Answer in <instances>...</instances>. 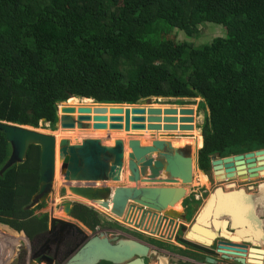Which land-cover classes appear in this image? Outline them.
<instances>
[{
  "label": "trees",
  "instance_id": "obj_1",
  "mask_svg": "<svg viewBox=\"0 0 264 264\" xmlns=\"http://www.w3.org/2000/svg\"><path fill=\"white\" fill-rule=\"evenodd\" d=\"M204 23L224 34L202 45L175 40L173 31L194 38ZM150 96L201 99L196 162L204 172L211 155L264 148V0H0L1 121L54 127L61 102L93 108L90 99L135 104ZM54 135L57 154L63 132ZM10 151L0 133V170ZM39 158L31 145L24 162L0 174V224L29 237L47 219L26 208ZM71 216L91 230L101 221L80 204Z\"/></svg>",
  "mask_w": 264,
  "mask_h": 264
},
{
  "label": "water",
  "instance_id": "obj_2",
  "mask_svg": "<svg viewBox=\"0 0 264 264\" xmlns=\"http://www.w3.org/2000/svg\"><path fill=\"white\" fill-rule=\"evenodd\" d=\"M150 96L140 99L135 104L95 102L94 107L80 105L77 108L67 106L61 102L57 104V119L55 126L62 129H103L109 121V130H166L193 131L195 130L196 110L188 105L166 106L161 109L153 107L145 101L156 99ZM169 100H173L170 98ZM61 105V106H60ZM109 107V109L106 108ZM108 113V115H107ZM44 121V119H42ZM0 133L5 135L11 151L8 159L0 170V174L14 163H22L26 159L28 148L37 145L40 148V178L37 191L32 195L28 207L49 199L53 192V182L56 170V137L54 134L41 132L38 128L19 125L0 120ZM126 147L128 148L125 154ZM201 146L198 148V150ZM126 157V161H125ZM58 160L60 162L63 180L68 183V190L86 200L98 204L109 210L117 218H122L128 202L156 211L174 214L173 206L186 197V187L193 181L195 159L191 144L176 146L171 140L155 138L149 144H142L139 139L131 138L125 143L116 138L112 145L103 144L99 138H84L79 143H71L68 138L58 141ZM256 164L259 167H256ZM264 164V148L240 154L210 156V166L216 178L233 179L238 175L249 173V177H256V170H262ZM126 166V179L133 185H118L99 187L76 183H96L120 181L122 170ZM224 168V171H223ZM204 174L205 172L201 170ZM264 174V170L262 171ZM146 183V184H140ZM230 191L225 192L226 198L230 194L244 193L243 188L235 189V183L226 184ZM264 190V185L260 184ZM222 187L218 186L205 200L190 228L186 230L185 238L181 241L202 251H207L214 235L215 222L222 225L232 222L237 224L235 233L241 231L250 238L258 229L253 224L254 214H243L252 202L250 197L240 199V214L235 217L231 212L210 214L217 204L213 194ZM222 192V191H221ZM248 198V199H247ZM264 204V203H263ZM62 212L71 217L73 204L66 201L61 204ZM210 216L206 222V218ZM186 220L185 217H183ZM240 221H236L239 220ZM234 220V221H232ZM241 220L244 222L242 223ZM209 222V225L207 224ZM60 224L61 229H73L83 236V242L76 248L64 264H98L102 261L111 264H144L142 257L148 253V247L130 238L108 236L104 232L87 234L82 223L64 218L50 216V228ZM232 227V226H231ZM253 228V229H252ZM248 229V230H247ZM254 230V231H253ZM203 231H207L203 237ZM260 233H264L262 228ZM225 234H230L227 230ZM237 234V233H236ZM242 261V260H239Z\"/></svg>",
  "mask_w": 264,
  "mask_h": 264
},
{
  "label": "flooded vegetation",
  "instance_id": "obj_3",
  "mask_svg": "<svg viewBox=\"0 0 264 264\" xmlns=\"http://www.w3.org/2000/svg\"><path fill=\"white\" fill-rule=\"evenodd\" d=\"M256 167H259V165L256 164ZM263 170L264 164L262 170L258 169L255 171L256 177L261 175ZM213 176L216 178L214 174ZM242 176H248V179L256 178L249 177L248 172L244 175H238L236 172L234 178L237 179ZM66 185L68 186V183ZM72 185L102 186L96 183L84 182ZM217 187H213L209 191L206 186L202 185L198 189L188 191L186 197L180 201V209L173 208L176 212L175 215L144 207L138 209L140 207L138 204L128 202L123 217L118 219L108 211V213L98 212L91 206H87L94 209L100 215L101 221L93 230L83 225L85 227L84 230L86 229V231L90 232V235L104 232L108 236L130 238L147 246L149 249L148 253L141 258L144 264H264V233L261 237L256 234L250 238L236 239L234 238L236 234L235 228L231 227L230 223L222 225L223 222L221 221L215 222V232L207 251H202L181 241V238H185L186 230L190 228L205 200ZM254 187L257 189L256 194L247 195L244 190L245 194H243L245 196L243 197H250L252 199V209L249 211V215L254 214L251 219L259 225L262 223V230H264V190L260 185L247 186V190H252ZM222 189L227 192L232 188L226 190L222 187ZM192 196L195 200H191ZM236 198L241 199V195H237ZM46 201L34 206L40 209L43 207L40 204ZM66 201L68 200L60 202L56 207L62 210L61 204ZM186 201L189 202L186 204ZM195 201H199V203L197 204ZM71 202L73 206L75 204L84 205L76 201ZM52 205H54V202H52ZM192 210V215L189 216ZM248 210L249 208L243 210V212L247 213ZM53 213V206L49 212L40 211L39 213H35L33 210L31 217L47 216L46 226L33 233L31 237L27 236L24 232H20L23 234L25 241H23V245L20 244L18 246L19 251L16 260L19 264H64L83 242V236L73 229H61L60 224L57 223L51 229L50 216L58 218L53 216ZM128 218L130 221H134V224H129L127 222ZM146 221L148 225L144 226V222ZM183 226L186 227V230H183ZM227 230L230 234H225ZM98 264L111 263L102 261Z\"/></svg>",
  "mask_w": 264,
  "mask_h": 264
},
{
  "label": "rangeland",
  "instance_id": "obj_4",
  "mask_svg": "<svg viewBox=\"0 0 264 264\" xmlns=\"http://www.w3.org/2000/svg\"><path fill=\"white\" fill-rule=\"evenodd\" d=\"M174 38L176 41H183L187 40L195 45H202L205 43H209L215 36H221L224 34V30L222 27L215 25L213 23H204L199 27L198 34L193 38L186 36L183 32H177L176 30L173 31ZM170 98L160 97L157 99H151L146 100V103L152 104L151 106L157 107L159 106L161 109L165 108L166 106L174 105L178 107V105H188L187 107H192L194 110H196L195 115V130L193 131H166V130H133L125 132L123 130H109L107 127L109 124V121L106 122V127L103 129H80V128H74V129H62L59 126L51 127V125L48 122H40L38 129L41 132L49 133V134H55L56 131H62L63 137L62 138H68L71 143H79L84 138H99L101 139L103 144L106 145H112L114 140L116 138H121L126 143L128 139L135 138L139 139L142 144H149L151 140L155 138L159 139H167L171 140L172 143L176 146H184L185 144L189 143L192 146V152L195 159L194 164V170H193V181L191 184L187 185L186 190L187 192L192 189H198L202 185L206 186L207 190H211L213 187L221 186L224 187L226 190L230 189L228 186H225L226 184L233 182L235 183V189L243 188L247 195H254L257 192L256 187L252 190H247V186L252 185H264V174L259 175L256 178H250V179H243V178H234L231 180H222L217 179L213 176L211 169L205 174L198 168L197 162H196V155L198 151V146L200 142V126L202 125L204 121V116L206 113V109L202 103H199L201 100L200 98H192V99H182L177 100L179 98H172L173 100H169ZM78 100H81V98H78ZM177 100V101H176ZM191 101L193 103L187 104L186 102ZM109 109V107H106ZM75 132V136H71L68 132ZM81 131V132H80ZM84 132V133H82ZM199 134V135H198ZM76 137V138H75ZM128 148L126 147L125 154H127ZM56 170H55V176H54V182H53V192L50 194V197L48 201L44 202L42 204V208L37 209L36 206L32 207H26L29 210H33L35 213H39L40 211L49 212V210L54 208L53 216L58 218H64L69 219L74 222L77 220L72 218H68L60 208L56 207L57 204H59L62 201L70 200V201H76L80 202L81 204H84L85 206H91L87 203H85L83 200H86L76 194H73L68 190V187L63 180L62 174H61V168H60V162L58 160V146H57V154H56ZM126 161V157H125ZM71 184H76V182H71ZM98 185H107L111 188L118 186V185H128L133 183L128 182L126 179V166L124 165V168L122 170L121 174V180L120 181H107V182H96ZM140 184H146V183H140ZM206 199V198H205ZM191 200H195L192 196ZM52 202H54V205H52ZM189 202V201H188ZM185 202L186 204L188 203ZM197 204L199 201H195ZM180 201H178L173 208L180 209ZM98 212H107L106 209L100 207L96 208L94 206H91ZM35 208V209H34ZM193 210L190 212L189 216L192 215ZM260 212V211H259ZM108 213V212H107ZM110 218V217H109ZM120 219V218H118ZM78 225L81 226V224L77 221ZM86 231V230H85ZM87 234H90V232L86 231ZM23 241H25V238L22 233L16 232L11 230L7 225L0 224V264H19L16 260V256L19 251V245H23Z\"/></svg>",
  "mask_w": 264,
  "mask_h": 264
},
{
  "label": "bare ground",
  "instance_id": "obj_5",
  "mask_svg": "<svg viewBox=\"0 0 264 264\" xmlns=\"http://www.w3.org/2000/svg\"><path fill=\"white\" fill-rule=\"evenodd\" d=\"M113 143V142H112ZM223 171H224V168H223ZM236 174V173H235ZM263 174V173H262ZM241 178H245V179H248V176H242ZM217 179H222L220 177H218ZM222 191V192H221ZM225 191L223 189L221 190H217L213 196L215 197V199L218 201L215 208L213 210L210 211V214H217L218 216H221V214H224V213H228L231 212L233 216L235 217H239V214H240V199H237V195H239L238 193L237 194H230L229 196H231V198H226V195L224 194ZM243 194V192L240 193V195ZM248 212L247 213H244L242 212L243 214H249V211L252 209V204L250 203V205H248ZM244 210V208L242 209V211ZM210 218V216H208L205 220L206 222L208 221V219ZM234 221V220H232ZM236 221H240L239 220H236ZM242 223H244L242 220H241ZM209 225V222L207 223ZM253 224L255 225V227L258 229V231L256 233H254V235L258 234L259 237H261L262 233H260V229L262 228V223L261 225L255 223V221L253 222ZM232 227L236 226L237 227V224H235L234 222H232ZM259 227V228H258ZM253 229V228H252ZM248 230V229H247ZM241 231H245V230H241ZM236 232L237 234H235L234 238H244V234L242 232ZM254 231V230H253ZM207 231H203V237L207 236L206 235ZM252 239V238H251ZM254 242H256L255 240H253ZM257 243V242H256Z\"/></svg>",
  "mask_w": 264,
  "mask_h": 264
},
{
  "label": "crops",
  "instance_id": "obj_6",
  "mask_svg": "<svg viewBox=\"0 0 264 264\" xmlns=\"http://www.w3.org/2000/svg\"><path fill=\"white\" fill-rule=\"evenodd\" d=\"M77 222V221H76Z\"/></svg>",
  "mask_w": 264,
  "mask_h": 264
}]
</instances>
